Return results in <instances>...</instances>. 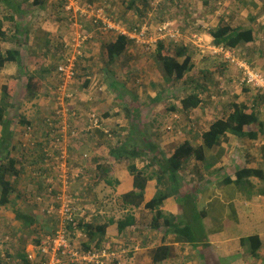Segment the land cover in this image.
Returning <instances> with one entry per match:
<instances>
[{
	"label": "crops",
	"instance_id": "1",
	"mask_svg": "<svg viewBox=\"0 0 264 264\" xmlns=\"http://www.w3.org/2000/svg\"><path fill=\"white\" fill-rule=\"evenodd\" d=\"M118 1L115 0L117 6L134 10L135 15L139 8L145 7L141 19L144 24L134 29L116 22L103 6L107 2L104 0H0V21L4 32L0 38V53L3 56L9 53L13 57L12 61L0 67V100L2 88L8 86L11 89L8 109L19 112L18 115H9L8 111V120L16 116L20 121H26L25 125L10 121L12 144L18 143V151L10 152L16 169L24 178L30 169L27 167L24 170L27 162L32 165L34 173L38 164L42 167L37 147L31 149L32 155L19 152L26 149L23 145L28 129L37 143L51 139L50 149L57 141L58 148L62 149L64 144L65 151L73 154V159L75 155H84L83 160L73 163L74 171L71 172L77 179L68 195L73 192L71 197L86 200L90 206L93 201L97 211L95 215L102 223L107 222L106 217L113 218L114 221L106 227L104 243V249L113 254L112 264H155L158 249L161 255L165 254V259L157 264H264L263 99L255 89L243 83V71L239 66L240 73L236 66L219 60L221 54L212 55L209 50L210 46H215L209 30L217 27L222 19L232 28L251 29L257 39H264V0H219L223 6L216 11L212 8L215 0L207 1V6L204 5L206 2L198 1L196 11L199 15H192L190 29L183 24L185 19L180 28L171 23L182 37L181 40L174 38V41L169 40L171 38L167 35L156 34L159 25L155 23L172 21L167 20L168 17L160 19L148 10V4L153 13L161 4L168 5L167 2ZM178 2L180 5L184 0ZM185 3L193 5L195 2L187 0ZM89 4L103 8L106 17L121 25L125 32L102 31L94 27L88 18L67 10L68 6L85 9ZM126 15L135 20L133 16ZM235 23H242L244 27ZM141 30L144 45L140 48L147 56L138 67L135 66L138 56L134 54V49L140 45L137 34ZM185 30L192 33L184 39ZM119 36L127 38L126 50L120 57L109 59L107 47ZM158 42L164 44L169 55L179 64L186 57L190 58L191 70L181 80L168 82L164 78L153 57ZM251 45L233 49L237 56L248 60L250 66ZM189 47H193L194 51L191 52ZM179 52L183 55L178 56ZM259 53L262 54V51ZM195 56L210 60L203 65L195 64ZM259 59L256 57V60ZM65 62L70 64L73 79L66 85V95L60 105L57 89L62 82L57 68ZM143 64H149L148 68L156 67L161 79L157 82L143 79L146 74V65ZM134 68L139 72L135 73ZM123 69L126 72H122ZM34 74L37 76L33 78L32 85L40 90L35 99L26 100L27 75ZM137 75L140 77L138 81ZM144 84L146 88L141 92ZM20 90L21 93H17ZM192 94H198V97L192 98L200 103L196 108L184 111L181 102ZM239 104L255 108L256 121L244 128L248 136L225 133L216 144L208 146L204 134L211 124L226 118L232 113V105ZM91 120H95L96 124L93 125ZM75 127L82 138L68 140L67 136L71 138L73 132L77 133ZM136 136L139 143L137 149L129 147L128 151L132 152H127L126 159L111 156V150L126 140L136 139ZM142 141L157 148L156 152L163 156L159 158L160 165L182 146L194 151L177 172L176 195L166 198L159 208L165 215L175 218L167 227L152 229L154 212L145 207L158 190L155 177L147 181L139 208L124 209L121 204V197L134 191V176L128 169L130 164L134 163L141 170L152 163L149 172L157 171L158 163L150 152L144 151ZM138 148L143 149V156L131 159ZM96 166L103 169L98 170ZM249 172L253 173L249 175ZM91 175L99 180L100 185L93 186ZM162 178L169 185L166 173H162ZM238 178L241 179L239 183ZM106 180L112 185H105ZM22 183L32 185L30 197L40 194L44 184L40 178L33 177ZM22 183L19 181L18 184ZM107 195L114 197L113 201L105 200ZM116 202L120 212L113 210ZM34 205L38 204L35 202ZM112 211H115L113 215H109ZM127 211L134 216L135 225L118 236L116 221L122 219ZM7 217L11 225L20 230L14 213H8ZM18 238L21 239L20 236ZM248 238L257 240L247 242ZM40 240L36 237L33 245H27L25 251L24 246H20L30 262L38 257L35 249L40 250ZM39 241L40 244L36 245ZM255 244H259V248L252 256ZM41 258L44 262V255Z\"/></svg>",
	"mask_w": 264,
	"mask_h": 264
},
{
	"label": "trees",
	"instance_id": "2",
	"mask_svg": "<svg viewBox=\"0 0 264 264\" xmlns=\"http://www.w3.org/2000/svg\"><path fill=\"white\" fill-rule=\"evenodd\" d=\"M203 3L209 0H200ZM223 1V0H221ZM219 0H215L213 2V9L219 10L220 7H222V3ZM184 2H187V0ZM194 2V1H193ZM210 5V4H209ZM192 5L188 3L178 4L176 6V13L178 14L177 18L181 19L184 17L186 20V24L191 25V20L187 19L188 15H193V12L190 10ZM205 6V7H206ZM184 14L186 16H184ZM2 21H0V38L4 36V32L2 31ZM209 34L213 39V44L216 46H222L227 49H239L243 46H246L250 43H253L255 40H257L254 32L251 29H240V28H232L230 25L225 22L223 19L219 21L217 27L210 29ZM128 44V40L124 36H119L116 38L115 42L107 47V53L109 56V59L111 58H117L120 57L126 50V46ZM6 56H3L0 53V67L4 65V63L12 61L13 57L10 56L9 53L5 54ZM183 52H179L178 56H182ZM111 57V58H110ZM154 61H156L157 64L161 67L163 71L164 78L166 81L170 82L172 79L181 80L183 76L188 73L191 70V67L189 66L190 58L186 57V60L179 64L177 60L169 55V51L165 49V46L163 43L158 42L155 48L154 52ZM37 74L33 75H27V85H26V92L25 97L26 100H33L35 99L39 93V90L37 88H34L32 85L33 78H36ZM36 87V84H35ZM11 94V89L8 86H4L2 88V98L0 100V126L1 133H0V157L3 159L5 158L6 164H2L0 160V206H7L10 205L11 202H14L11 200L12 195L16 191L14 186L11 184L9 179H7L8 176L17 177L19 175V171L16 169V162L13 158L10 157V152L12 151H18V143L16 145L12 144L13 142V132L11 131V122L12 118L8 120L7 114H8V105L7 100ZM192 97H198V94H192V96H187L182 100V109L184 111H188L190 109L196 108L200 102L195 101ZM262 98V96H261ZM263 99V98H262ZM255 108L254 107H248L243 104L239 105H232V113L229 114L226 118H221L216 120L214 123L211 124L209 127V131L204 134V140L208 146L212 144H216L221 137L225 135V133L233 134L237 137H243L248 136L244 133V128L251 126L255 121V114H254ZM22 125L26 124V121L22 119L20 121ZM29 127V126H28ZM20 140V139H19ZM138 136H136V139H130L129 141L126 140L125 142L119 144L117 148H114L111 150V156L114 159H126L127 152L131 153L132 151H128L129 147H134L131 149L136 150V145L139 144L137 142ZM32 141L34 142V148L37 147L40 151V160H42L44 156V150H50V142L51 139H47L45 141H41L40 143H37L35 138L32 136ZM20 144V143H19ZM38 145V146H37ZM21 148L22 145L20 144ZM141 146L144 147V151H148L153 155V159L155 162L158 163L157 171L155 172H149V169L153 167V164L146 165L141 170H138L135 166V164H130L128 166L129 172L134 176V191L124 195L121 197V204L124 209L131 208V209H137L140 207L142 201H143V192L146 186V183L148 180L152 179L153 177L157 180V187L158 190L156 192V195L154 198L146 204V209L150 210L151 212H154L152 221H151V228L157 229L160 226L167 227L170 226L172 223L171 220H175L173 216L165 215L162 211L159 210L160 206L162 205L163 201L171 196L176 195L177 189H176V180H177V172L180 170L182 163L189 159L193 154L194 151H192L188 146H182L179 149H177L174 154L169 158L165 159L164 164H159V158L163 157L159 152L157 153V148L151 147V145L147 142L142 141ZM22 150V149H21ZM27 150V151H26ZM20 153H27L29 155H32L31 149H25L22 151H19ZM55 155L54 157H57L59 154L57 152H53ZM143 149L138 148V152H133L132 158L135 159L137 157L143 156ZM3 154V155H1ZM57 154V155H56ZM26 156V154L23 156V158ZM129 158V157H128ZM103 169L102 167L96 166V169ZM102 171V170H101ZM108 171L106 173L108 174ZM47 172V169L43 166L35 171V173H40L43 175ZM248 172V171H244ZM162 173H166L168 176V183L167 181L162 178ZM253 172H249L248 174H252ZM159 175V177H158ZM72 172L69 171V177L71 178ZM77 179L72 178L70 179V188H74V181ZM241 181L240 178L237 179V182L239 183ZM105 185L111 186L112 184L109 182V180H106ZM96 185L99 184V180L93 179V186L96 187ZM21 196H19V199H24L23 191L20 192ZM71 196H74V193H71ZM34 197V196H33ZM16 199V198H15ZM17 199V200H19ZM74 200L73 206L78 207V202L80 201L76 197L72 198ZM24 201V200H22ZM16 204V203H15ZM130 206V207H128ZM31 213V212H30ZM29 212H21L20 210H16L14 212V218L15 221L18 222L20 227V233L21 235L26 236V232H38L42 233L41 237L46 236L47 234H52L53 229L49 228V231L46 233V231L43 229V226L39 225L38 218L35 217V215ZM97 211L94 209V212H92V216L87 212L86 216L89 218V222H85L84 218L78 220L76 225L74 227L69 226L68 232L69 234L75 235L80 234L83 236L84 240L81 242V246L83 249V252H95L96 251H102L104 250V243H105V235H106V227L111 224L114 220L113 218H107V222L102 223L101 220H98L97 216L95 215ZM122 219H118L116 221L117 223V230H118V236H121L124 234L125 230L128 227H131L135 225L134 216L131 214V212L127 211L125 216H122ZM76 236V235H75ZM256 238L247 239V242L254 241L256 242ZM72 244V242L70 241ZM40 244V241L36 244ZM259 248V244H255L252 248V256H255L256 251ZM164 250V249H163ZM161 250H157L154 263H160L162 260L165 259V254H160ZM20 259L24 264H29L28 260L26 259L24 254L20 255ZM0 264H4L0 260Z\"/></svg>",
	"mask_w": 264,
	"mask_h": 264
},
{
	"label": "built area",
	"instance_id": "3",
	"mask_svg": "<svg viewBox=\"0 0 264 264\" xmlns=\"http://www.w3.org/2000/svg\"><path fill=\"white\" fill-rule=\"evenodd\" d=\"M67 10L88 18L91 20L94 27L102 31L123 30L125 32L121 25L111 22V20L106 17L103 8H96L92 4H89L85 6V9H73L68 6ZM132 33L136 34V32ZM156 34L160 36L167 35L171 38L169 39L171 41H174V38L177 37L180 39L178 30L173 28L170 22L160 24ZM137 35L140 36V43H143V30L139 31ZM209 50L212 55H224L223 58L226 62L237 68L240 67L239 69L243 71V83L255 89L256 93L262 96L264 106V76L236 58L232 51H228L221 46H210ZM57 73L62 82L57 89V98L60 105H62L63 98L66 95L64 94V90L66 85L73 79V72L70 68V64L65 62L58 66ZM60 114H62V112H60ZM71 115L73 116V114ZM91 121L93 125L96 124L95 120ZM72 135L75 136L76 133L73 132ZM25 140L23 147L26 149H33L34 142L32 141V135L29 129L25 135ZM53 144L54 146L51 151L44 150L45 154L42 159V164L47 169V172L43 175L34 173L36 178L44 179L43 182L45 183L42 193L35 197V202L38 205L45 204L44 213L48 217L54 218L57 222L52 234L44 236L41 240L40 251L42 255H44L43 264H108V260H112V253H108L105 250H95V252H85L80 255L69 241L68 227H74L78 222V217H83L85 222H89V218L86 216L87 213L85 210H78L73 206L74 200L68 195V193H70L71 180L69 177V168L67 167L66 154L62 149L58 148V145H56L57 141ZM54 151L59 154L57 157H54ZM65 167V174L61 173ZM102 259L105 261H101Z\"/></svg>",
	"mask_w": 264,
	"mask_h": 264
},
{
	"label": "rangeland",
	"instance_id": "4",
	"mask_svg": "<svg viewBox=\"0 0 264 264\" xmlns=\"http://www.w3.org/2000/svg\"><path fill=\"white\" fill-rule=\"evenodd\" d=\"M104 1H107V2H105L103 4V6H106V9L108 10V12L112 15V17L114 19H116V22L118 21V22L124 24L125 26H127L128 28H132L133 27L134 29H137V28H139L140 25L144 24L143 23L144 21H142L141 19H143L142 10L145 7H143L142 9L139 8L140 11L137 13V15H135L134 10H129V9H127V7L117 6L116 3H115V0H111V2H114L115 5L112 4L108 0H104ZM147 1L149 2L151 0H147ZM178 1L179 0H164L163 2L164 3L167 2L168 5L161 4L159 7L156 8V11H154L153 13L151 12L152 8H151L150 4H148L149 5L148 6L149 7L148 10H150V14H156L160 19L164 18V20H165L168 17L167 20L172 21L170 23H172L174 27L176 26L175 24H177L178 28H180L182 26V20L185 19V18L183 17L182 20L177 18L178 14L176 13V6L179 4ZM188 1H192V2L194 1L195 2L190 7L191 8L190 10L193 12V15L194 14L199 15V12L196 11V5L198 4V1L200 2V0H188ZM117 2L119 3L118 0H117ZM184 3L185 2H182V4H184ZM144 11L146 12V10H144ZM126 13L128 15L133 16L135 18V20H133L132 17H128L126 15ZM157 16H156V18H158ZM184 16H186V15L184 14ZM191 18H192V15H188L187 16V19L191 20ZM164 22H167V21H164ZM155 24L160 25L162 23L157 22ZM183 24L185 25L186 29H190V27H192V26H189L188 24H186V22H183ZM157 25H156V27H157ZM235 25L244 27V24H242V23H235ZM127 27H125V28H127ZM189 31H191V30H189ZM189 31L185 30L184 34L182 32L184 39L190 37L192 32H190V34H189V33H187ZM151 32H152V30H151ZM263 32H264V29H263ZM258 34H261V32H259ZM179 35H180V40H181L182 37H181V32L180 31H179ZM143 45H144L143 43H140V45H138L139 47H136L134 49V54L136 55V57L138 56V58L135 59V61H136L135 66H138V67H140V65L142 64L141 61L143 59H146V56H147L146 53L143 50H141V48H140ZM249 48H250V52H251L250 53V56H251L250 59L252 61L251 62L252 65L251 66L249 65V63H247L249 61L248 60L246 61L244 59V57H241V58L239 56L238 57L240 59H242L244 62H246L250 67H252L253 70L255 68V69L259 70L260 72H262L264 74V39L258 38L257 41L252 43V45ZM189 50L191 52L194 51L193 47H189ZM145 51H147V50H145ZM259 51H262V54H260ZM256 57H259L261 59L256 60ZM218 58H220L219 60H221V61L223 60L225 62L223 56H218ZM208 60H210V58L205 57L204 59L201 60L199 57L195 56L193 61L196 62L195 64L203 65ZM143 65H146V74H144L143 79L150 80V81H156V82L161 79V74L159 73V71H158V69L156 67L150 66L148 68L149 64L148 65L147 64H143ZM125 69H123L122 72H126ZM130 69H132V68H130ZM134 70H135V73L139 72L137 68H134ZM254 71H256V70H254ZM239 73H240V71H239ZM139 78L140 77L137 75L136 80L138 81ZM150 84H153V83H150ZM145 88H146V84H144V86L141 88V92ZM0 92H1V90H0ZM18 92L21 93V90L17 91V93ZM8 111H9V115H11V114L13 115L14 113L16 115L19 114V112H17L15 109H12V110L8 109ZM12 122L17 124V122L19 123L20 120L15 116V117H12ZM74 129L78 133L76 138L77 139H81L82 138L81 137L82 136L81 133L77 130L76 127ZM66 138L68 140H74L75 139V137H71L70 138L68 136ZM64 147L65 146L63 144L62 145V149H63V151L66 154L67 167L69 168V171L70 170L74 171L72 169L73 168V163L77 162L79 159L83 160L84 155H79V156L75 155L76 158L73 159L72 158L73 154L65 151ZM1 155H3V154H1ZM33 155L37 156V153L36 154L34 153ZM0 160H1L2 164H6L7 160L5 158L3 159L2 157H0ZM22 160H23V162H27L25 159H22ZM27 167H29L30 169L27 170V172H26L27 175L24 178L21 177L20 174L17 177H12V176H8L7 177V179H9V181L11 182V184L14 186V188L16 190L14 192V194L12 195V197H11V200H13L14 202H11V204L7 205V206H0V222H6V224L1 223L3 226L0 225V260L2 262H9V264H21L22 262H21V259H20V255L24 254V253L22 252V249L20 248V246L23 245L24 246L23 251H25L27 245H31L32 243H34V239L36 237L37 238H41V234L42 233L41 232L40 233H38V232H35V233L28 232L27 233L26 232V236L23 235L24 237H22L20 231L16 230V228L13 225H11V223H10L11 221L7 217L8 213H10V212L14 213L16 210H20L21 212H26V213L27 212H29V213L31 212L30 214L33 213L35 215V217L38 218V222H39L38 224L43 226V229L46 231V233L49 231V228L50 229H54L55 226H56L55 225L56 224L55 220L53 218H49L43 211L46 205L45 204L34 205L35 204L34 197L33 196L32 197L28 196L32 192V185H30L28 183H26V184L24 183L23 184L22 182L25 179L31 177V174L33 172H32V165L29 164L28 162H27V165L24 167V170ZM37 168H38V166H37ZM37 168H35V169H37ZM65 171H66V167L63 168L61 173L65 174ZM19 181L22 184H18ZM90 182L93 183L92 175H91V181ZM23 186H25V188H23ZM21 191H23L24 199H19V196H21V194H20ZM15 195H16V199H15ZM88 196L89 195H86V197H88ZM113 198H112V196L107 195L105 197V200L113 201ZM17 199H19V200H17ZM22 200H24V201H22ZM32 204L34 205L33 209H32ZM78 208H83L91 216H92V212H94L93 208L90 206V203L88 201H86V200H80L78 202ZM113 210H117V211L120 212V209L118 208L117 202H116V205L113 208ZM113 212H115V211L110 212L109 215H113ZM75 235L69 234V241L72 242L73 247L77 249V252L80 255L84 254V253H81V252H83V249H82V246H81V242H83L84 238L80 234L76 233ZM18 236H20L21 239H19ZM1 239H2V241H1ZM34 247L36 248V246H34ZM28 250H29L28 253H30L31 250H32V247L28 248ZM35 251L38 254V257H37L36 261H34V262H30L28 260L29 263L30 264H43V261H42V258H41L42 254L40 253V250L39 249H35ZM114 261H115V258L113 259V262ZM84 263H87V262H84ZM65 264H67V263H65ZM88 264H90V263H88ZM108 264H112V260H108ZM122 264H126V263H122Z\"/></svg>",
	"mask_w": 264,
	"mask_h": 264
},
{
	"label": "clouds",
	"instance_id": "5",
	"mask_svg": "<svg viewBox=\"0 0 264 264\" xmlns=\"http://www.w3.org/2000/svg\"><path fill=\"white\" fill-rule=\"evenodd\" d=\"M174 28V27H173ZM191 36V35H190ZM216 46V45H215ZM216 47H220V46H216ZM222 47V46H221ZM224 48V47H223ZM225 49H227V48H225ZM228 50H230V51H232L233 53H234V51H233V49H228ZM234 55L236 56V58H238L239 60H241V61H243L242 59H240L235 53H234ZM244 62V61H243ZM225 63H227V64H229L228 62H226L225 61ZM245 64H247L246 62H244ZM248 65V64H247ZM249 66V65H248ZM250 67V66H249ZM237 68V67H236ZM251 68V67H250ZM238 69V68H237ZM252 69V68H251ZM239 70V69H238ZM258 72V71H257ZM264 76V75H263ZM258 96H260L259 94H257ZM72 131H74V129H71ZM77 135H78V133H76V135L75 136H71V137H75V139H77L76 137H77ZM43 159V158H42ZM41 165H42V160H41ZM40 168V166H39V164H38V168L37 169H39ZM32 174H31V177H33V178H36V176H34V170L32 169ZM72 178H76V176H74V175H72L71 176V178L70 179H72ZM42 181L44 180V179H41ZM44 183V182H43ZM43 187H45V183L43 184ZM42 191H43V188H42ZM42 191L40 192V194L42 193ZM37 195H39V194H37ZM37 195H34V201H35V197L37 196ZM73 198V197H72ZM91 203H92V208H93V210H94V207H93V201H91ZM78 210H84L83 208H78V207H76ZM86 213H87V211H86ZM50 218V217H49ZM52 218V217H51ZM54 219V218H53ZM78 220H80V219H82V217H78L77 218ZM55 220V219H54ZM56 222V221H55ZM56 224H57V222H56ZM55 224V225H56ZM47 235H49V234H47ZM42 238L43 237H41V240H42ZM40 240V241H41ZM105 250V249H104ZM105 251H107V250H105ZM108 252V251H107ZM108 253H111V252H108ZM42 254V253H41ZM44 263V262H43ZM30 264V263H29Z\"/></svg>",
	"mask_w": 264,
	"mask_h": 264
}]
</instances>
